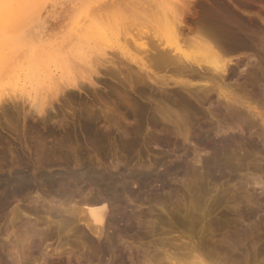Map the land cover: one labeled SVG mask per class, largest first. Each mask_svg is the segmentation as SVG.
<instances>
[{"label": "rangeland", "instance_id": "1", "mask_svg": "<svg viewBox=\"0 0 264 264\" xmlns=\"http://www.w3.org/2000/svg\"><path fill=\"white\" fill-rule=\"evenodd\" d=\"M21 1L34 2L25 20H12L9 29L0 23V177L22 170L10 173L8 193L0 188V264H264V0ZM215 10L256 27L245 29L253 33L249 49L221 52L233 59L226 78L197 82L190 64L174 61L157 68L150 48L165 40V19L181 14L186 39H179L187 44H179L193 52L187 38L196 40ZM101 24L105 35L86 32ZM79 45L83 54L71 51ZM105 57L116 63L96 72ZM7 68L28 78L13 84ZM38 161L55 167L39 168ZM85 165L108 172L118 165L114 172L141 178L130 179L131 196L108 200L110 213L120 208L127 222L114 223L107 210L100 237L81 212L84 197L101 196L98 188L84 187L81 195L76 178L68 189L46 176ZM169 167L166 180L150 179Z\"/></svg>", "mask_w": 264, "mask_h": 264}, {"label": "bare ground", "instance_id": "2", "mask_svg": "<svg viewBox=\"0 0 264 264\" xmlns=\"http://www.w3.org/2000/svg\"><path fill=\"white\" fill-rule=\"evenodd\" d=\"M27 1V0H26ZM32 2V1H31ZM31 2L30 3H28L27 2V4H26V6H24V3H23V1H21V0H0V23L3 25V26H8V27H6V28H8L9 29V27H10V25H12V26H14L12 23L10 24L9 22H11L12 20H14V21H12L13 23H15L16 22V20H20L22 17L21 16H23V15H26V13H27V11L29 10L28 8H30L31 6H32V4H31ZM146 2V1H145ZM32 3H34V2H32ZM222 3H223V1H222ZM221 3V4H222ZM108 4V3H107ZM106 4V5H107ZM110 4V3H109ZM223 4H225V3H223ZM104 5V4H103ZM102 5V6H103ZM149 5H150V3H149ZM152 6V5H151ZM27 8V9H25V8ZM229 7V6H228ZM98 8V7H97ZM104 8V7H103ZM111 8H112V6H111ZM146 8H148V7H146ZM145 8V9H146ZM153 9H155L154 8V5H153V7H152ZM220 8V7H219ZM222 8V7H221ZM226 8V7H225ZM35 9V8H34ZM152 9V10H153ZM179 9V8H178ZM227 9V8H226ZM142 10V9H141ZM229 10V9H228ZM230 10H232V9H230ZM34 11V10H33ZM143 11H145V10H143ZM147 11V10H146ZM149 11H151L150 9H149ZM160 11V10H159ZM209 11V10H208ZM216 11V10H215ZM218 11V10H217ZM216 11V12H217ZM225 11V10H224ZM210 12V11H209ZM208 12V13H209ZM226 12V11H225ZM224 12V14H226ZM229 12V11H228ZM227 12V13H228ZM29 13V12H28ZM211 13V12H210ZM219 13V14H218ZM218 13H213V14H210L209 16L208 15H206V21L205 20H203L202 22H204L205 21V24H207V23H209V27L207 26H203L202 25V27H204V29L201 31L200 29V31L201 32H203V31H206L205 30V28L208 30V31H206V33L205 32H203V33H201L199 30H198V33H196L197 35H199L200 34V36H197V35H195L196 37H195V39L197 38L198 39V37L200 38V41H198L197 42V39L196 40H194V38H191V40H190V37L189 38H187V41H190V42H188L189 44H191L192 46H194L195 48H198V49H196L195 50V48L193 47L192 49H193V52H188V51H186L185 49H183V47L185 46L186 47V45H184L183 47L179 44V37H180V29L182 28L180 25H181V23H182V21L180 20V17H181V14L179 15V19L178 20H174L173 21V18H172V20H167V19H165V21H164V19H161L163 16H162V14L160 15V17H159V19H161V21L163 20L164 21V23L163 24H165V26H166V31H164L165 33H166V36H165V33H164V36L166 37L165 38V40L163 39V36H162V38L161 39H163V40H159V38L158 37H160L159 35L157 36V38H156V40H159L160 42V44H158L156 41H155V43L157 44V47H163L162 49H155V47L154 46H156V44L154 45L153 43H152V46L153 47H151L150 49H154L156 52V55L154 56L155 57V61H154V63H155V65L158 63V65L160 66V64H161V66L164 64L163 62H165L166 64H168L167 62H171V61H174V63L176 64H178V65H181V64H179V63H182V65L183 66H179L178 68H183V69H185L184 68V65H188V64H190L189 66L190 67H188V68H186V69H189L190 70V75L192 76V77H194V79H198V81L197 82H201V81H199V79H209V78H211L210 79V81L212 80V83L214 82H216V81H214L213 79H216L217 77H220V78H218V79H221V78H226L225 77V75L228 73V72H226L227 70H229L228 69V66H229V64H230V62H231V60H233V59H226L225 57H223L222 56V54H221V52H224L225 54L224 55H226L227 54V56H228V54H230V55H234L235 53H237V52H239V51H241V50H243V49H245V48H247V49H249V47L250 46H252L253 45V37L252 36H250V35H253V33H250L249 31L247 32L245 29L247 28V29H249V24L252 22V21H249L248 23L249 24H247L248 25V27H246L247 25H246V23H245V27L246 28H244V27H241V26H239V24L238 25H236V23H232L231 22V20L229 21V18H231L230 17V15H228V19H227V17H226V19L224 18V14L222 15L221 14V12H219L218 11ZM232 13V12H231ZM169 14V13H168ZM218 14V15H217ZM148 15L150 16L151 15V13L149 14L148 13ZM155 15V14H154ZM227 15V14H226ZM235 15V14H234ZM234 15H232V16H234ZM105 16V15H104ZM103 16V17H104ZM166 16H169V18L171 19V15H166ZM208 16V17H207ZM21 17V18H20ZM150 17H152V16H150ZM19 18V19H18ZM27 18V17H26ZM176 18V17H175ZM234 18H235V16H234ZM236 18H237V15H236ZM243 18V17H242ZM23 19V18H22ZM21 19V20H22ZM158 19V21H160ZM232 19V18H231ZM23 20H25V19H23ZM22 20V21H23ZM233 20V19H232ZM247 20V19H246ZM246 20L244 19V21L246 22ZM21 21V22H22ZM161 21H160V25L159 26H161ZM162 21V22H163ZM207 22V23H206ZM10 25H9V24ZM17 23L18 22H16V24H15V26L17 25ZM244 22L242 21V23H241V25L243 24ZM8 24V25H7ZM162 24V25H163ZM253 26L255 25V24H253V23H251ZM78 25V24H77ZM102 25V24H101ZM201 25V24H200ZM103 26V25H102ZM164 26V25H163ZM253 26H251V27H253ZM77 27H79V26H77ZM162 27V26H161ZM202 27H201V29H202ZM255 27V26H254ZM11 28V27H10ZM164 28V27H163ZM162 28V29H163ZM109 29H110V27H109ZM255 29H256V27H255ZM0 30H3V28H0ZM165 30V29H164ZM250 30V29H249ZM252 30V29H251ZM254 30V29H253ZM253 30H252V32H253ZM84 31V30H83ZM91 32V34H93V36L94 37H98L99 35H105V29H104V26L103 27H101V26H93V27H90L86 32ZM110 31V30H109ZM151 31H152V29H151ZM153 31L155 32V30L153 29ZM153 31L151 32V33H153ZM3 32H6V31H3ZM85 32V33H86ZM122 32V31H121ZM200 32V33H199ZM181 33L183 34V30L181 31ZM249 33V34H248ZM111 34V33H110ZM201 34H203V36H205V37H203ZM5 35V34H4ZM259 35V34H258ZM2 35L0 34V37H1ZM202 36V37H201ZM113 37V36H112ZM152 36H151V34H150V38H151ZM181 37H183L184 39H186V37H184V35L183 36H181ZM180 37V38H181ZM256 37H258V36H256ZM11 38H13V37H11ZM11 38H8V39H6L7 40V42H12L11 40ZM106 38H108V36L106 37ZM181 39V40H184V39ZM259 38V37H258ZM11 39V40H10ZM189 39V40H188ZM151 40H153V38L151 39ZM180 40V41H181ZM254 40H255V38H254ZM15 41V40H14ZM161 41H163V42H161ZM164 42H166V44H168L167 45V47H170V48H167V47H165V43ZM183 41H181V43H182ZM184 42L186 43V40H184ZM255 42V41H254ZM194 43V44H193ZM197 43V44H196ZM151 44V43H150ZM187 44V43H186ZM188 44V45H189ZM252 44V45H251ZM182 45H183V43H182ZM188 45H187V47H188ZM190 46V45H189ZM198 46V47H197ZM2 47V46H1ZM184 47V48H185ZM18 48H19V46H18ZM18 48L17 47H15V49L13 50V51H17L18 50ZM189 48V47H188ZM190 48H191V46H190ZM251 49H252V47H251ZM77 51V52H79L80 54H83V48L81 47V45H79V46H75L74 48H72V50L71 51ZM190 50V49H189ZM253 50V49H252ZM251 50V51H252ZM190 51H192V50H190ZM236 51V52H235ZM152 52V51H151ZM171 52H175L176 54H174V56L173 55H171ZM241 52H243V51H241ZM3 53V52H2ZM4 54H5V52H4ZM6 55V54H5ZM18 56H20V55H18ZM148 57V56H147ZM153 57V58H154ZM38 58V57H37ZM109 58H111V57H105V58H101L102 60L101 61H98V63H97V65H94L95 66V68H96V72H98L99 70L97 69V68H100L99 66H101V65H103V64H106V63H114L113 61V58L112 59H109ZM157 58V59H156ZM150 60H151V62H152V58H150ZM97 61V60H96ZM157 61V62H156ZM240 61V60H239ZM139 62V61H138ZM30 63V62H29ZM116 63V62H115ZM114 63V64H115ZM160 63V64H159ZM237 63H239V62H237ZM236 63V64H237ZM34 64V63H33ZM93 64H95L94 63V61H93ZM149 64V63H148ZM170 65L172 64V62L171 63H169ZM240 64V63H239ZM92 65V64H91ZM151 65V64H150ZM158 65H156L157 66V68H158ZM187 65L185 66V67H187ZM194 65V66H193ZM196 65V66H195ZM29 66V65H28ZM97 66V67H96ZM110 66V65H109ZM108 66V67H109ZM197 66L198 67H200L201 68V70H203V69H205V71L204 72H199V71H197V69H199V68H197ZM36 67V66H35ZM176 67V66H175ZM193 67H196V70H194L193 69ZM34 68V67H33ZM110 68V67H109ZM109 68H107V69H109ZM29 70H30V67H29ZM111 70V69H110ZM109 70V71H110ZM178 70V69H177ZM181 70V69H180ZM12 72L13 73V75H12V78H11V82L13 83V84H15V82H17L16 81V79H24V80H26L27 78H28V76L27 77H25V75H24V73H25V71L23 72L21 69H17V68H15V69H13V68H7V70H6V72ZM188 71V70H187ZM226 72V73H225ZM225 74V75H224ZM91 75H93V74H90V78L92 77V79H93V76H91ZM223 75V76H222ZM89 79V78H88ZM162 79V78H161ZM204 79V80H205ZM207 79H206V81H207ZM165 80V79H164ZM217 80V79H216ZM79 81H80V84L79 85H81V80L79 79ZM90 81H92L91 79H90ZM19 82V81H18ZM23 82H25V81H23ZM23 82H21L22 84H23ZM27 82V81H26ZM176 83H182V84H184V85H189V87H190V85H192L193 83H191V82H189V80H187V79H178V80H176L175 81ZM65 83V82H64ZM13 84H11L12 86L11 87H14V89H15V86L17 85V83H16V85H13ZM19 84V83H18ZM78 84V83H77ZM84 84H86V83H84ZM200 84V83H199ZM216 84V83H215ZM215 84H214V86H215ZM78 85V86H79ZM209 85V84H208ZM206 83L204 84V86H205V88H206V90H207V88H210L209 86H208ZM211 85V84H210ZM220 85V84H219ZM61 86V85H60ZM192 86H194V85H192ZM212 86V85H211ZM214 86H212V88L214 87ZM11 87L9 88V90L11 91L12 89H11ZM84 87V86H83ZM201 87H203V86H201ZM16 88H18V87H16ZM62 89H63V87H61ZM68 88V87H67ZM188 88V87H187ZM204 88V87H203ZM211 88V89H212ZM20 89V88H19ZM61 89V90H62ZM220 89H222V88H219V90ZM9 90H7V91H9ZM201 90H202V88H201ZM201 90H199V91H201ZM209 90L210 89H208L207 91L209 92ZM17 91V90H16ZM210 91H212V90H210ZM198 92V91H197ZM203 92V91H202ZM205 92V91H204ZM208 92H206V93H208ZM215 92V91H214ZM222 93V94H221ZM30 94V93H29ZM212 94V93H211ZM220 94L223 96V94H224V97H228V95H227V93H226V91H223V89L220 91ZM219 94V95H220ZM208 95V97H209V93L207 94ZM10 97V96H9ZM230 97V96H229ZM211 98V97H210ZM10 99V98H9ZM3 100V99H2ZM228 100L229 101H232V99L230 100V98H228ZM238 100V99H237ZM236 100V101H237ZM6 101H7V99H6ZM233 101H234V103L236 104V102H235V100L233 99ZM233 103V102H232ZM230 104L232 107H235L236 108V106H234L235 104ZM2 104V103H1ZM241 104V103H240ZM239 104V105H240ZM249 104V103H248ZM3 105V104H2ZM241 106V105H240ZM250 106V105H249ZM238 108V107H237ZM241 108V107H240ZM239 109V108H238ZM250 109V108H249ZM251 109H252V107H251ZM250 109V110H251ZM253 109H257V108H253ZM250 110H248L249 112H250ZM258 110V109H257ZM253 111V110H252ZM259 112V111H258ZM257 112V113H258ZM87 120H88V118H87ZM87 126H88V124H87ZM91 126V125H90ZM87 128H89V127H87ZM91 129V128H90ZM92 131V130H91ZM96 133V132H95ZM94 134V133H93ZM207 148V147H206ZM11 150V149H10ZM39 150V149H38ZM37 150V151H38ZM13 151L14 150H12L11 152L13 153ZM15 152V151H14ZM51 152V151H50ZM43 153H44V150H43ZM15 154V153H14ZM13 154V155H14ZM40 154V153H39ZM51 153H49L48 154V157L46 156L45 157V155H44V157H45V159H47V158H50L49 157V155H50ZM53 154V153H52ZM16 155L17 154H15L14 156L16 157ZM19 156V155H18ZM28 156V155H27ZM37 156V155H36ZM39 157V156H38ZM52 157H54V156H52ZM19 158V157H18ZM18 158H16V159H18ZM37 159V158H36ZM39 159V158H38ZM40 159H44L43 158V156L41 157V155H40ZM14 160H15V158H14ZM18 161V160H17ZM40 161H42V160H40ZM40 161H38L39 162V164H38V167H39V165L40 166H42L41 164H43V166H44V163H41ZM14 162V161H13ZM34 162V161H33ZM49 162H50V160H49ZM8 163V162H7ZM6 163V164H7ZM23 163V162H22ZM30 163V162H29ZM52 164V163H51ZM7 165H9V164H7ZM27 165V164H26ZM35 166H37V164H34ZM10 166V165H9ZM12 166V165H11ZM16 166V165H15ZM15 166H13V167H15ZM19 166V165H18ZM16 167V168H14L15 170H17L19 167ZM43 166H42V168H43ZM46 166V165H45ZM44 166V167H45ZM57 166V165H56ZM93 166V165H92ZM92 166H89V165H85V166H83V169H82V171L79 173V172H77V173H75V172H72V171H70L71 169H68L67 167L65 168V172H64V174L60 177V176H58V175H56V176H58L59 177V179H58V177H57V179H55L53 176H52V174H51V172L48 174V175H46L47 176V179L49 180V183L51 184V185H56L55 183H59L60 184V186H62V185H65L66 186V188H68L69 189V184L71 183V182H73V181H71V179L73 180H75V178H76V180L75 181H78L77 183H81V185H79V184H77V185H79L78 187V189H77V192H79L80 190H82L84 187L86 188V187H89V186H94V187H96V188H98V190L97 191H99L100 193H101V196H92L91 197V195L88 197L87 195V197H82L83 199H82V201H81V205H82V202L84 203V207H83V209H82V211L81 210H79L78 211V213H75V214H80L81 212L84 214V216H83V218L85 219L84 221L86 222V225L88 226V227H90L91 228V230H92V232H94V233H96L99 237L102 235V233H103V224H104V222L106 221L105 219V217H107L106 216V214H107V210H108V208H109V204H108V200H110V199H113L114 201L113 202H115L116 203V201H120L119 199H120V197H121V194L125 197V194L129 191L130 192V186L131 185H129V182L131 181L130 179L131 178H133V177H137V173H133V175H131L130 177L131 178H129V177H127L126 175V172H125V174H124V172H122L123 171V169L120 171H118V172H114L115 170H116V167L118 166V165H114L115 167V169H114V171L113 172H108V171H106L105 169L104 170H98V169H96V168H98V167H92ZM179 166V165H178ZM177 166V167H178ZM23 167V166H22ZM21 167V168H22ZM47 168H49V167H55L54 165H50V164H48L47 166H46ZM45 167V168H46ZM32 168V167H31ZM39 168H41V167H39ZM38 168V169H39ZM44 168V169H45ZM51 168H49L50 169V171H51ZM118 168V167H117ZM5 169V168H4ZM13 168H12V172H13V170H14ZM30 169V168H29ZM34 169H35V167H34ZM38 169H36V170H38ZM53 169V168H52ZM106 169H108V168H106ZM120 169V168H119ZM15 170H14V172H15ZM20 168H19V172H20ZM25 170V169H24ZM32 170V169H31ZM46 170V169H45ZM111 170V169H110ZM169 170H170V167L169 168H166V170H164L163 172H150V179H152L153 180V178H158V179H163L164 177H165V175L169 172ZM17 171V172H18ZM22 171V170H21ZM30 171V170H29ZM47 171V170H46ZM112 171V170H111ZM156 171V170H155ZM7 172V171H6ZM5 172V173H6ZM12 172H10V173H12ZM35 172V171H34ZM5 173H3V174H5ZM10 173H6L5 175H3L2 177H0V188H2V190H3V188H4V191H5V194H6V192L8 191V189H9V186L10 185H12V183L14 182V175H18L16 172V174L14 173V175H12V174H10ZM24 173V172H23ZM33 173V172H32ZM31 173V174H32ZM2 174V173H1ZM21 174V173H20ZM25 174V173H24ZM137 174V175H136ZM169 174V173H168ZM33 175V174H32ZM41 175V174H40ZM129 176V175H128ZM169 176V175H168ZM25 177V182L26 183H28L29 182V175L28 176H24ZM35 177V176H34ZM149 177V176H148ZM20 178V177H19ZM43 178V177H42ZM97 178V179H96ZM129 178V179H128ZM138 178V177H137ZM140 178V177H139ZM138 178V179H139ZM166 178H167V176L165 177V180H166ZM141 179V178H140ZM154 179V180H155ZM57 180V181H56ZM17 180H15V182H16ZM70 181V182H69ZM74 181V182H75ZM133 181V180H132ZM138 181H140V180H138ZM164 181V180H163ZM24 182V183H25ZM151 182V181H150ZM18 183H20V180H19V182H16V185L18 184ZM48 183V182H47ZM22 184H23V182H22ZM73 184H75V183H73ZM14 185V184H13ZM23 185H25L24 187H28V186H26V184H23ZM44 185V184H43ZM72 185V184H71ZM161 186V185H160ZM18 187V186H17ZM71 187V186H70ZM76 187V186H75ZM163 187H166V183H164L163 182V184H162V188ZM23 188V187H22ZM63 188H64V190H65V187H62L61 189L63 190ZM66 190V191H69V190ZM165 189V188H164ZM17 190V189H16ZM20 190V189H19ZM22 190V189H21ZM61 190V191H62ZM63 190V192H65ZM3 191V192H4ZM10 191V190H9ZM13 191V190H12ZM15 191V190H14ZM83 191V190H82ZM84 191H87V190H84ZM83 191V192H84ZM2 191H0V193H1ZM21 192V191H20ZM83 192H79V194H81V195H83ZM98 192V193H99ZM128 192V193H129ZM8 193V192H7ZM11 193V192H10ZM17 193H18V191H17ZM68 193V192H67ZM74 193V192H73ZM3 194V193H2ZM63 194V193H62ZM65 194H66V192H65ZM77 194V193H76ZM85 194V193H84ZM8 195V194H7ZM64 195V194H63ZM75 195V194H74ZM127 195V194H126ZM132 195V194H131ZM130 195V193H129V196H131ZM76 196V195H75ZM74 196V197H75ZM136 196V195H135ZM123 197V198H124ZM127 197V196H126ZM70 198V197H69ZM123 198H121V199H123ZM4 199H6V198H4ZM63 199V198H62ZM75 199V198H74ZM78 199V198H77ZM81 199V198H80ZM75 201V200H74ZM68 202H69V200H68ZM122 202V201H121ZM70 204V203H69ZM44 205V204H43ZM79 205V204H78ZM86 206V207H85ZM116 206V205H115ZM118 206V205H117ZM51 207V206H50ZM60 208V207H59ZM79 208L81 209L82 207H80L79 206ZM115 208V207H114ZM113 208V212L112 213H110V211H109V213H110V215L111 216H109L110 218H111V221L113 220V222L115 223L117 220H123L124 219V221L126 220V216L128 215H126V213L124 214V213H122L118 208H115L114 209ZM73 209V208H72ZM124 209V208H123ZM61 210V209H60ZM66 210H68V209H66ZM78 210V209H77ZM65 211V210H64ZM69 211V210H68ZM68 211H67V213H68ZM73 211H75V209L73 210ZM81 211V212H80ZM124 211H126V210H124ZM66 212V211H65ZM70 212V211H69ZM73 214V212L71 211L70 212V214ZM69 214V213H68ZM62 215V214H61ZM67 215V214H66ZM65 215V216H66ZM78 215H77V217H78ZM108 215V214H107ZM126 215V216H125ZM69 217H70V215H68ZM67 216V217H68ZM68 217V218H69ZM75 218V217H74ZM76 219V218H75ZM80 220L82 219V218H79ZM105 220V221H104ZM128 220H129V216H128ZM79 222V221H78ZM126 222H127V220H126ZM113 223V224H114ZM117 223V222H116ZM107 246H105V249H107L106 248ZM114 264H119L117 261H115L114 262ZM203 264H207V263H203Z\"/></svg>", "mask_w": 264, "mask_h": 264}]
</instances>
